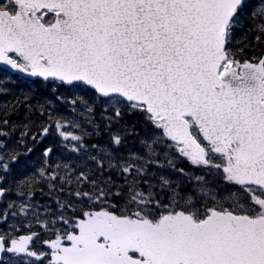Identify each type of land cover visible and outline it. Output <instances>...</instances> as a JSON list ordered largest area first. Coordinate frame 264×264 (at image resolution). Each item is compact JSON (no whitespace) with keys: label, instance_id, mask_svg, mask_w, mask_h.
<instances>
[{"label":"snow or ice","instance_id":"6c2138e0","mask_svg":"<svg viewBox=\"0 0 264 264\" xmlns=\"http://www.w3.org/2000/svg\"><path fill=\"white\" fill-rule=\"evenodd\" d=\"M0 264H264V0H0Z\"/></svg>","mask_w":264,"mask_h":264}]
</instances>
